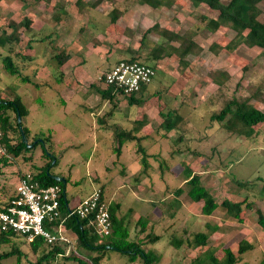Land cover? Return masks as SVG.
I'll list each match as a JSON object with an SVG mask.
<instances>
[{
    "label": "rangeland",
    "instance_id": "374dc122",
    "mask_svg": "<svg viewBox=\"0 0 264 264\" xmlns=\"http://www.w3.org/2000/svg\"><path fill=\"white\" fill-rule=\"evenodd\" d=\"M93 1L0 0V34L11 31L9 21L19 22L24 17L32 19L31 31H23L22 27L18 29L21 41L14 46V51L19 54L12 55L20 72L28 75L31 81L23 82L20 76L4 70L2 58L7 51L6 47L0 46V95L18 96L27 109L24 121L30 131L29 141L33 137H49L51 141L46 144L48 154L45 156L38 145L18 157H9L8 165H0V201L13 192L21 173L36 172L53 155L54 165L50 172L67 179L68 200L82 199L102 187L106 202L111 198L113 202H120L124 209L127 206L132 209L128 217H149V214L150 217H162L156 222L160 223L158 227L153 225L154 233L160 238L143 246L145 251L158 256L153 264H189L192 261L197 264L194 259L205 256L206 246L221 259L223 247L227 245L236 252L238 241L244 237L253 246L241 255V263L256 264L264 250V229L257 224L254 210L258 208L264 213V124H257L252 132L246 128L245 134H230L217 121L211 120L210 115L218 111L232 94L237 98L251 97L249 105L264 112V54L261 49L240 45L236 55H198L200 59L190 56L188 68L194 73L191 77L178 76L184 66L175 57L157 65L147 84V93L156 90L168 107L179 104L171 97L176 93L183 104L180 107L183 117L166 136L160 135L164 132L161 128L160 132L154 130L141 138L139 144L148 155V167L144 168L141 153L137 151L138 143L123 141L118 155L114 150L117 141L111 135L114 131L128 129L126 120L131 119L141 105H130L124 97L113 105L102 99L94 88L95 85L103 86L99 78L116 63V59L128 57L126 49L137 48L144 29L137 11L142 5H138V0H112L93 7L90 6ZM113 6L125 9L123 20L115 25L109 23L108 14ZM258 6L261 9L258 19L263 22L264 1ZM159 14L164 22L175 25L179 31H199L203 36L207 32L204 31L205 22L200 19L201 15L209 14L205 5L195 7L188 0H177L174 6ZM154 16L149 14V20L156 19ZM221 30L225 31L222 35L219 32L222 43L234 35L232 30ZM50 33L53 34L51 41L46 36ZM31 37L34 38L29 50L27 40ZM213 37L216 38L215 34ZM206 43L205 40L203 44L206 46ZM64 48L74 54L73 61L83 59L80 63L82 70L78 73L67 68L62 72L64 76L61 75L60 66L52 55ZM26 53L31 59L22 58L21 55ZM222 69H226L229 79L225 86L217 88L211 81L224 73L219 72ZM64 88L70 92H63ZM210 94L213 96L210 101L202 100ZM145 95L146 92L142 99ZM198 96L202 98L200 101ZM151 101L157 105L154 99ZM185 105L193 106L188 111ZM97 111L101 112L95 116ZM109 111L112 117L108 116ZM179 135L182 137L178 139ZM188 169L200 172L201 182L218 202L224 198L231 201L247 198L252 207L246 209L248 213L243 215L242 221L224 216V211L219 208L210 218H203L198 203L191 204L190 211L195 217L188 221L183 220V209L178 205H172L170 216L161 211L160 208L166 210L173 203L172 190L182 185ZM235 181L243 184L238 185ZM161 200L165 205L159 207L157 202ZM177 200L180 205L189 202L184 195ZM205 223L212 226L219 223L222 234L217 226L205 246L195 244L194 240L185 242L179 249L168 244L174 228L181 232L179 228L186 226L187 237L192 239L195 232L208 231ZM237 227L245 228V234L236 232ZM67 234L71 240L67 251L89 259L87 252L75 248L74 234L70 231ZM13 241L23 255L19 260L16 256L3 259V264H28L36 260V254L26 242L19 238ZM9 249V244H0V253ZM51 264L77 262L59 256ZM99 264L143 262L140 257L127 262L124 254L108 250Z\"/></svg>",
    "mask_w": 264,
    "mask_h": 264
},
{
    "label": "trees",
    "instance_id": "16d2710c",
    "mask_svg": "<svg viewBox=\"0 0 264 264\" xmlns=\"http://www.w3.org/2000/svg\"><path fill=\"white\" fill-rule=\"evenodd\" d=\"M50 1V0H45ZM112 0H94L90 6L96 7L101 3H108ZM193 6L197 7L199 5H205L209 10V13L215 12V17H210L209 15H201V20L205 22V27L214 32L220 28L232 30L234 35L229 38L223 45L218 43H212L210 45V50L213 53H218L220 50H226L228 52L234 51L239 45L243 44L246 47H259L261 52L264 54V21H260L258 16L261 13V9L258 4L264 0H188ZM81 3L82 0H77ZM138 5L147 4L152 8L164 7L166 9L171 8L177 3V0H138ZM125 13V9L119 6H113L109 10V23L115 24L116 21L122 17ZM32 19L24 17L19 22L9 21L8 27L11 29L10 32H2L0 34V46L6 47L7 54L2 58V65L6 72L12 75L20 76L21 81L30 82V77L26 74L20 72L19 66L14 63L12 55L16 53L14 51V46L18 45L21 41L18 29L22 27L23 31H31ZM156 32L160 37L165 40L163 44H156L150 50L149 58L156 61L161 58H172L175 57L178 63H181L184 67L188 65L186 60L189 53L195 51L200 52L201 49L196 43L186 36L177 34L176 32L159 27V24L155 23L148 27L142 32L141 38L139 40V48L143 46L145 35L149 32ZM53 34H47L48 40H52L51 36ZM33 38L27 40L28 49H32ZM178 41L176 47L169 46L170 41ZM52 50V48H51ZM175 54V55H173ZM23 59H31L30 55H21ZM58 66L64 64L68 59L69 55L65 49L57 50L53 55ZM120 60L125 61H139L152 66L155 69L154 63L151 61L149 64L146 59H142L140 55H132L129 58H123ZM151 60V59H149ZM225 70L222 69L221 73ZM220 77V76H218ZM228 75L223 73V78L218 80V85L225 84L228 79ZM103 73L99 80L102 82ZM94 88L99 92L102 99L108 100L114 105V102H118L119 98H126L130 105L137 104L142 98V91L145 88L143 85L138 92L132 93L130 95H125L121 91L114 90L110 86L103 85L102 87L95 85ZM151 96L156 97V104L158 107V114L162 118V121L158 125V130L161 128L162 135L165 136L170 130L176 128L182 120V115L178 108H171L167 106V102L161 99L160 93L155 92L145 97L150 98ZM251 98V97H250ZM250 98H237L232 94L228 99L222 104V107L213 112L210 115L211 120L217 121L224 129H226L230 134H245V129H252L257 124H264V112L249 105ZM13 114V116H11ZM28 111L22 104L20 98L15 96L13 98L2 97L0 95V148L3 149L4 154H0V165L5 166L10 163L9 157H18L23 154V152H29L36 148L38 145L41 146L43 155L48 154L46 144L50 143L49 137H33L30 141V131L25 125L24 118L27 116ZM17 115L20 116V123L17 122ZM143 126V121L135 120L134 126L130 130L120 129L114 131L113 136L117 141V146L114 149L116 153H119L120 146L123 141L135 140L138 143L137 151L141 153L140 161L144 168L148 165V155L145 149L139 144L142 137H137L136 133ZM182 135L178 136V139ZM124 140H123V139ZM26 140V142L24 141ZM31 146H28L30 145ZM54 156L51 157L40 166L36 172L31 173L34 179L38 180L40 185H57L60 188V210L62 214H66L68 199L66 196L65 184L67 179L61 177L60 179H54L50 172V168L54 163L52 160ZM23 173L20 174V176ZM58 176V175H57ZM59 177V176H58ZM236 184L241 185L243 183L235 181ZM246 184V183H245ZM3 192L5 190L2 188ZM174 194L173 203L164 210L160 208L161 211L172 215L170 209L174 206L177 207L179 201L178 197L181 195L186 196L190 201L200 204V213L202 215H212L213 212L219 208L224 211V216H231L239 221H242V212L246 209H251L252 205L248 203L247 198L241 201H231L229 199H222L217 202L209 190L203 185L200 180L198 173H194L191 169H188L184 176V182L181 186H178L172 190ZM163 200L157 202V206H164ZM173 205V206H172ZM120 205L118 202L108 203V212L111 221V233L104 237H99L95 231L94 227L90 222L89 218H81L77 215L66 217L64 221V229L70 231L74 234V245L75 248L83 250L88 253L89 259H83L82 257L76 255L73 251L68 252L67 248L69 244L63 242H54L48 244L41 239L35 238L32 241H27L23 236L16 234L14 232H4L0 231V244H9L10 249L0 253V264L3 259L11 256H16L17 259L23 255L19 246L13 241L15 238L21 239L26 242L31 251L36 254L35 261H29L28 264H51L56 260L57 257L62 256L67 260H73L77 264H99V261L104 256L105 252L112 250L127 257V262H134L138 257L141 258L143 264H153L157 259L152 251H145L144 244L149 242L157 241L160 236L154 233L153 225L149 222L148 217H138L135 226L138 230L135 233V237H129V227L125 221L117 216V210ZM256 222L264 229V213L255 208ZM131 212V211H129ZM162 214V213H161ZM208 231H198L195 232L192 239H188L187 230H182L178 232L174 230L170 235L168 244L176 249L182 247L183 244L190 243L192 240L195 244L200 246L207 245V240L209 235L215 231L218 227L216 225L212 226L205 223ZM252 243H249L245 239H241L237 243L236 252H233L229 247H223V257L218 259L213 255V250H210L207 246L205 248V256L195 258L197 264H248L246 262L241 263V255L248 249L252 248ZM68 252V253H67ZM262 258L256 264H264V250ZM88 260V262L86 261ZM189 264H194L192 261Z\"/></svg>",
    "mask_w": 264,
    "mask_h": 264
},
{
    "label": "built area",
    "instance_id": "2783aa9c",
    "mask_svg": "<svg viewBox=\"0 0 264 264\" xmlns=\"http://www.w3.org/2000/svg\"><path fill=\"white\" fill-rule=\"evenodd\" d=\"M154 74L155 69L146 63L120 60L103 72L102 84L130 95L148 84ZM0 152H4L2 148ZM67 210L65 215L60 210V188L57 185L42 186L31 172H24L13 192L0 201V231L14 232L27 241L38 238L48 244H70L68 231L63 225L66 217L77 215L89 218L99 237L111 233L108 203L100 189L77 204L67 206Z\"/></svg>",
    "mask_w": 264,
    "mask_h": 264
},
{
    "label": "crops",
    "instance_id": "0c3cea01",
    "mask_svg": "<svg viewBox=\"0 0 264 264\" xmlns=\"http://www.w3.org/2000/svg\"><path fill=\"white\" fill-rule=\"evenodd\" d=\"M141 8L138 10L139 11V13H138V17L141 19L140 21L144 24L143 25V27H144V29H143V31L145 30V29H147L148 27H150V26H152L153 24H155V23H157V24H159V27H161V28H167V29H170V30H172V31H174V32H176L177 34H179V35H182V36H186V37H188V38H191L195 43H196V45H198L199 47H200V49H201V51L200 52H195V51H193V52H191V53H189L188 54V56H187V58H186V60L188 61V58L190 57V56H193V57H195L194 59H200L199 57L200 56H198V55H236V53H235V51L239 48V46L234 50V51H232V52H228V51H226V50H220L218 53H213L211 50H210V45L212 44V43H218V44H220V45H223L224 43H222L221 42V40L219 39L220 37V35H222V34H224L225 33V31H222L221 29L222 28H220V29H218V30H216V31H214V32H211V31H209L206 27H205V30L204 31H207V32H205L204 33V36L206 35V37L205 38H203L204 36H203V34L202 33H199V31H194V30H188V29H186V30H184V31H179L178 29H176L175 28V25L173 26L172 24H169L168 22H164L163 21V19L164 18H161V16H160V14H159V12H163V10H167L166 8H164V7H158V8H152V7H150L149 5H147V4H142V6H140ZM198 7V6H197ZM148 10H151V11H148ZM148 11V14L146 13L145 14V12H147ZM156 12H158L157 13V15H156ZM149 14H151V15H155L154 17H156V19H154V20H149ZM210 17H215V12H211V13H209L208 14ZM124 16V15H123ZM123 16L122 17H120L117 21H116V23H118L120 20H123ZM143 19V20H142ZM146 23H145V22ZM115 25V24H114ZM178 25V24H177ZM142 31V32H143ZM219 32H220V35H219ZM221 32H223V33H221ZM214 34H215V36H216V38L215 37H213L214 36ZM213 35V36H212ZM227 35V34H226ZM208 37H210V38H212L210 41L207 39ZM141 38V37H140ZM207 41V43H206V46L203 44L204 43V41ZM164 43H165V40L162 38V37H160L159 35H158V33H156V32H153V31H151V32H149V33H147L146 35H145V39H144V43H143V46L142 47H140L139 48V44H138V46H137V48L136 49H126V51H128V57H125V58H129V57H131L132 55H134V54H136V55H140V57L142 58V59H146L145 61H148V63L150 64L151 63V61L154 63V66H155V69H156V67H157V65L159 64V63H161V62H163L165 59H169V58H161V59H158V60H156V61H153L152 60V58H149V55H150V50H151V48L154 46V45H156V44H163L164 45ZM169 46H172V47H176L177 45H178V41H170L169 42V44H168ZM241 45H243V44H241ZM205 46V47H204ZM65 49V48H64ZM205 49H206V51H205ZM31 50V49H30ZM66 51L68 52V55H69V59L64 63V64H62L60 67H59V69H60V73H61V75L62 76H64L63 75V71H64V69H70V70H73L72 72H75L76 71V73H78V71H80V70H82V67H81V65H80V63L81 62H83V59L82 58H79V59H77V60H74L73 61V59H72V55H74V54H72V52H70L71 50H68L67 48H66ZM206 52H208V53H206ZM27 54V53H26ZM120 54V53H119ZM28 55V54H27ZM75 55H78V53L77 54H75ZM124 55H126V54H124ZM173 55H175V54H173ZM121 59V58H120ZM123 59V58H122ZM149 59H151V60H149ZM117 60H119V58L118 59H116L115 60V62L117 61ZM188 66H189V63H188V65L187 66H185L184 67V69L183 70H181V71H178V76H184V77H191V76H193L194 75V73L191 71V69H189L188 68ZM108 68H110V67H108ZM157 70V69H156ZM224 70H226V69H224ZM226 71H224V74H227V73H225ZM223 78V74H221L220 75V77H218L215 81H211V84L212 85H215L217 88L219 87H222L224 84H222V85H218V80L220 79H222ZM228 79H229V77H228ZM147 84L145 85V88L143 89V91H142V97L144 96V93L146 92V95H145V97H147V96H149L150 95V93H147L148 92V89H147ZM225 86V85H224ZM63 90V92H64V90H65V92H70V91H68V90H66L65 88L64 89H62ZM155 92H157L156 90L155 91H153L152 93H155ZM151 93V94H152ZM172 99H174L175 101L176 100H178L179 101V104L177 105V106H174V105H172V106H169V107H171V108H178L179 109V111H180V107L183 105V104H181V100H179V98H178V95L176 94V93H174L172 96ZM213 98V96H211V94L210 95H208L207 97H205L204 99H202L201 97H199L198 96V99H199V101L202 99V100H204V101H206V99H208L209 101L211 100ZM60 99L64 102V98L62 97V96H60ZM151 99H154V102H156V97H154V96H151L150 98H141V100H140V103L139 104H136V105H141L140 106V108L138 109V112L136 113V114H134V116H132L131 117V119L129 118L128 120H126V121H128L129 122V127H128V129H124V130H130V129H132V127L134 126V121L135 120H141L142 119V121H143V126L140 128V130L136 133V136L137 137H142V139L143 138H145V137H147L149 134H151L154 130H156V131H159L157 128H158V125L160 124V122L162 121V118L160 117V115L158 114V107H157V105L155 106V104L154 103H152V101H151ZM186 106V105H185ZM193 106V105H192ZM192 106H186V109L189 111L190 109H191V107ZM100 112L101 111H97L96 113H95V116H98L99 114H100ZM181 113V112H180ZM182 116H183V114H181ZM108 116L109 117H112V113H111V111H109L108 112ZM101 118L102 117H100V118H98L100 121H101ZM160 132V131H159ZM113 133L114 132H112L111 133V135L113 136ZM160 135H162V132H160ZM167 135V134H166ZM165 135V136H166ZM163 136V135H162ZM51 142V141H50ZM120 152H121V150H119V153H117L118 155L120 154ZM147 154V153H146ZM148 167V166H147ZM146 167V168H147ZM123 168V167H122ZM194 173H200V172H195V171H193ZM100 190H101V193H102V197H103V199H104V195H103V189H102V187H100L99 188ZM90 195V194H89ZM88 195V196H89ZM141 196H143V195H141ZM87 197V196H86ZM86 197H84V198H86ZM84 198H82V199H84ZM74 199V198H73ZM73 199H69L68 200V204H67V206H73V205H75V204H77L80 200H82V199H80V198H76L75 200H73ZM105 200V199H104ZM106 201V200H105ZM113 202V200L110 198V200H108L107 201V203H112ZM148 202H151V201H148ZM218 202V201H217ZM116 203V202H115ZM119 203V205H120V207H119V209L117 210V216H118V218H120L121 220L123 219L124 221H125V223H127V225H128V227H129V237L130 238H132L133 237V235L136 233L135 231H137L138 230V228L135 226V223H136V220L138 219V217H128L129 215H131V213H132V209L129 207V206H127L125 209H124V207H122V205H121V203L120 202H118ZM152 203V202H151ZM192 203H195V202H192V201H190L189 200V202L188 203H186V205L184 204H182V205H178L179 206V208H181V209H183L182 210V213H183V215H182V218H183V220L184 221H188V220H191V219H193L194 217H195V215H194V213H192L191 211H190V207H191V204ZM153 204V203H152ZM179 204H180V202H179ZM152 207H153V205H152ZM129 211H131V212H129ZM246 211H248V210H244L243 212H242V216L244 215V214H247L246 213ZM210 216L211 215H202V217L203 218H210ZM149 222L150 223H152V224H156V226L158 227L159 225H160V223L158 224V223H156L157 221H159L160 219H162V217H150V214H149ZM176 218H178V219H180V217H176ZM176 218H174V219H176ZM181 220V219H180ZM179 220V221H180ZM205 221H207V219H205ZM173 223H174V220H173ZM219 224V223H218ZM218 224L216 225V226H218ZM174 225V224H173ZM180 226V225H179ZM220 229H219V233L220 234H222V229H221V227L220 226H218ZM173 228V227H172ZM171 228V229H172ZM182 228V229H181ZM181 228H179L181 231L183 230H186V226H183V227H181ZM244 229L245 228H240V227H237L236 228V232H239L240 234H241V231L243 232V234H245L244 233ZM174 230H178L177 228H174ZM220 236V235H219ZM227 236H230V235H227ZM245 238V240H248L247 239V237H244ZM241 240V239H240ZM249 243H251V242H249ZM226 247H227V245H226ZM229 247V246H228ZM229 248H231V247H229Z\"/></svg>",
    "mask_w": 264,
    "mask_h": 264
},
{
    "label": "water",
    "instance_id": "95a60500",
    "mask_svg": "<svg viewBox=\"0 0 264 264\" xmlns=\"http://www.w3.org/2000/svg\"><path fill=\"white\" fill-rule=\"evenodd\" d=\"M20 121H21L20 116L17 115V122L20 123ZM24 141L26 142V140H24ZM30 145H31V144H30ZM28 146H29V145H28ZM52 177H53L54 179H57V180L61 178V177H58V176H56V175H53Z\"/></svg>",
    "mask_w": 264,
    "mask_h": 264
},
{
    "label": "bare ground",
    "instance_id": "6f19581e",
    "mask_svg": "<svg viewBox=\"0 0 264 264\" xmlns=\"http://www.w3.org/2000/svg\"><path fill=\"white\" fill-rule=\"evenodd\" d=\"M133 11V10H132ZM138 11V10H137ZM89 33V32H88Z\"/></svg>",
    "mask_w": 264,
    "mask_h": 264
}]
</instances>
